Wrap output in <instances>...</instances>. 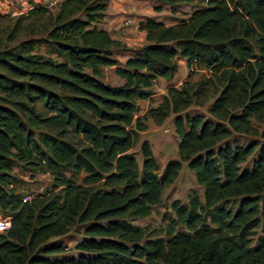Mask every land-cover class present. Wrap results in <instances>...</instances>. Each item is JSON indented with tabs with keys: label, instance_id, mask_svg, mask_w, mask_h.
Wrapping results in <instances>:
<instances>
[{
	"label": "trees",
	"instance_id": "obj_1",
	"mask_svg": "<svg viewBox=\"0 0 264 264\" xmlns=\"http://www.w3.org/2000/svg\"><path fill=\"white\" fill-rule=\"evenodd\" d=\"M109 1L34 5L0 30V212L10 217L0 264H264V147L251 158L258 141L236 139L264 138V0H156L191 11L139 21V48L104 28ZM179 59L187 78L140 115L137 100L172 80ZM104 67L122 82L104 81ZM170 116L180 160L160 169L143 140L139 162L147 120ZM181 161L202 196L172 201L162 230L133 224L160 204ZM16 167L48 173L50 187L24 201ZM73 226L70 254L61 237Z\"/></svg>",
	"mask_w": 264,
	"mask_h": 264
},
{
	"label": "rangeland",
	"instance_id": "obj_2",
	"mask_svg": "<svg viewBox=\"0 0 264 264\" xmlns=\"http://www.w3.org/2000/svg\"><path fill=\"white\" fill-rule=\"evenodd\" d=\"M50 1L55 2V4L51 6V8L55 10L58 4V1L55 0H0V2L5 3L7 10L15 8L17 10L24 11L26 9L28 10L30 5H41L40 3L47 4ZM120 2H125L128 5V7H126L127 12L124 15L140 19L139 21L147 17L146 14L152 13V11H156L157 14L152 17L157 20H161L166 24H171L191 11V5L184 3L171 7L169 5L160 4L156 0H120ZM156 6H160L161 9L156 10ZM109 9H111V5L109 6ZM3 15L7 16L0 19V30H3L9 24H13L14 19L17 18V16H10L5 13ZM105 19L106 20H104L105 22L103 25H106L108 21L112 19V16H108ZM125 30L126 32H123L122 36L120 34L119 35L121 36V41L127 47L139 48L146 43L145 36L142 32L139 31V29L137 30L125 28ZM19 38H21V36ZM39 51L44 52L45 48L41 46L39 48ZM126 55L120 53L116 57L123 62L127 57ZM182 61V59L178 60V71L172 80L167 81L165 79H160L155 82V84L151 88L152 95L150 100H137V104L139 106L138 113L140 115H143V113H145L149 106H155L162 99L163 95L166 94V89L169 85L179 86L187 78V66L185 64V61ZM204 74L205 70L198 68L194 70L190 80L196 81ZM102 78L104 81L112 85L120 83V79L115 75L113 67H104ZM210 102L211 100L206 103L204 107L192 106L190 107V111L193 113H205L206 106ZM38 108L42 113H45L40 105H38ZM147 124L148 128L145 131L140 132L138 143L134 148V153L137 160L139 162L141 161L139 145L143 140H147L150 143L154 157L160 169H163V167L169 160H180L177 153L178 137L176 136L174 131L172 116L168 117L161 125H156L150 119L147 120ZM236 139L243 143H247L251 140L258 141L259 145L251 158L257 156L258 148L260 146L264 147V138L261 136H236ZM14 171L20 178L17 191L23 193L25 195L24 198L30 197L36 193L43 192L45 189H48L50 187L51 177L48 173H44L42 171L32 172L25 169L22 170L19 167H16ZM192 193H195L201 197L202 188L197 184L195 176L193 172L187 167L186 162L181 161V169L178 173V176L172 184L165 187L160 204L153 208L149 216L145 218L135 219L132 221V223L142 227L146 226L148 230H162L169 223V219H172L174 217L170 208L171 202L174 200H179L181 203H187L188 197ZM175 228L180 229L179 226H175ZM253 231L254 234L252 236V239L254 240L253 243H255L257 236L261 233V230L260 228H258ZM80 237L81 232L78 226H73L63 237H61L63 242L69 248L67 250V253L75 254L74 245Z\"/></svg>",
	"mask_w": 264,
	"mask_h": 264
},
{
	"label": "crops",
	"instance_id": "obj_3",
	"mask_svg": "<svg viewBox=\"0 0 264 264\" xmlns=\"http://www.w3.org/2000/svg\"><path fill=\"white\" fill-rule=\"evenodd\" d=\"M55 1L59 2L60 0H55ZM0 3H2V2H0ZM110 5H111V9H109ZM3 6L6 7L4 2H3ZM126 7H128V5L125 2L124 3L120 2V0H110L108 3V6L106 8V17L112 16V19L109 20L108 23L106 25H103V26L106 30H108L110 32V34L113 38L118 39L120 41H121V36H122L123 32H126L125 28L138 30V23L140 20V19H136V18L131 17V16H125L124 14L127 12ZM155 14H157L156 11H152V13L146 14V16L152 17ZM125 20H129V23L127 25L124 24ZM121 28H122V30H121ZM139 31L142 32L143 35L145 36V31H143V30H139ZM160 79H163V78H158V80H160ZM121 82H122V80L120 79V83ZM120 83H117V84H120Z\"/></svg>",
	"mask_w": 264,
	"mask_h": 264
},
{
	"label": "built area",
	"instance_id": "obj_4",
	"mask_svg": "<svg viewBox=\"0 0 264 264\" xmlns=\"http://www.w3.org/2000/svg\"><path fill=\"white\" fill-rule=\"evenodd\" d=\"M42 6L52 9L51 6H53L55 4V2L50 1L47 4H42L40 3ZM34 5H30L28 10L30 8H32ZM2 8V9H1ZM27 10V9H26ZM26 10H17L15 8L9 9L7 10L6 7L3 6V3H0V13L2 14H8L10 16H18L19 14L25 13ZM27 10V11H28ZM129 23V20H125L124 24L127 25ZM30 197L24 198L23 200L26 201L28 200ZM10 227V217L9 216H3L0 213V233H4L8 228Z\"/></svg>",
	"mask_w": 264,
	"mask_h": 264
}]
</instances>
